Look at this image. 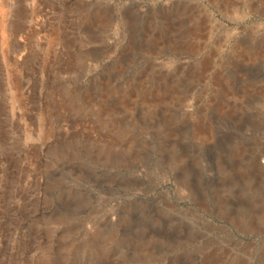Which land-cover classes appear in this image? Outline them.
<instances>
[{"label": "rangeland", "instance_id": "rangeland-1", "mask_svg": "<svg viewBox=\"0 0 264 264\" xmlns=\"http://www.w3.org/2000/svg\"><path fill=\"white\" fill-rule=\"evenodd\" d=\"M0 264H264V0H0Z\"/></svg>", "mask_w": 264, "mask_h": 264}, {"label": "bare ground", "instance_id": "bare-ground-1", "mask_svg": "<svg viewBox=\"0 0 264 264\" xmlns=\"http://www.w3.org/2000/svg\"><path fill=\"white\" fill-rule=\"evenodd\" d=\"M17 20H18V19H17ZM20 20H21V19H20ZM177 94H178V93H177ZM177 94H176V95H177ZM164 97H165V95H164ZM170 97H171V96H170ZM165 98H166V97H165ZM185 98H186V97H185ZM173 99H174V98H173ZM177 99H178V98H177ZM126 100H127V99H126ZM175 101H176V100H175ZM162 102H163V101H162ZM178 102H179V101H178ZM178 102H177V103H178ZM157 103H158V102H157ZM179 103H180V102H179ZM166 104H167V103H166ZM172 104H174V103H172ZM181 105H182V103H181ZM181 105H180V106H181ZM206 132H207V131H206Z\"/></svg>", "mask_w": 264, "mask_h": 264}]
</instances>
